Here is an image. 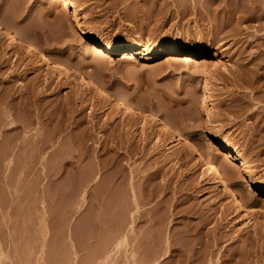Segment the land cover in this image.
Listing matches in <instances>:
<instances>
[{
	"label": "rangeland",
	"instance_id": "rangeland-1",
	"mask_svg": "<svg viewBox=\"0 0 264 264\" xmlns=\"http://www.w3.org/2000/svg\"><path fill=\"white\" fill-rule=\"evenodd\" d=\"M0 22L33 52L0 35V264H172L181 244L264 264V0H0ZM175 51L187 61L167 63ZM211 159L235 187L207 176Z\"/></svg>",
	"mask_w": 264,
	"mask_h": 264
},
{
	"label": "bare ground",
	"instance_id": "bare-ground-1",
	"mask_svg": "<svg viewBox=\"0 0 264 264\" xmlns=\"http://www.w3.org/2000/svg\"><path fill=\"white\" fill-rule=\"evenodd\" d=\"M55 1H59V2H63L64 3V5H66L67 6V4L68 3H70L71 2V0H55ZM0 35H5V36H7V37H9L12 41H13V43H14V45H16L15 46V48L17 47V52H14V54H19V53H23V54H25V55H31V53H33L31 50H30V48H29V46H28V44H27V40L25 39V36H24V34H22L19 30H16L15 28H12V27H9V26H7V25H5L3 22H0ZM140 45H141V43H137V44H130L129 46H127V48L125 49V51L123 52V58H132L135 54H138V52L136 51V48L137 47H140ZM50 46H48V47H46V45L44 46V47H42L41 49H42V51H45V53L47 52L48 54H50L49 56L50 57H52V60H54V61H57V62H59L60 64L62 63L63 65H65L66 67H67V69H68V71H69V73H71V74H79V75H81V77H83V79L85 78H87V79H89V80H93V81H97L96 83H98L99 84V86H101V88H103L104 89V91H105V93H108L109 95H111L112 97H114L115 99H117V101H119L121 104H123L124 106H126V108H129L131 111H134V112H143V113H150L149 115H150V117L151 118H153V120L155 121V122H163L164 123V125L166 124V125H169L170 127L172 126L175 130H176V127H175V125L172 123V121L171 120H169L168 118L166 119L165 117H163L162 115H161V113H158L157 111H154V110H144L143 108H141V106H140V104H138L137 103V101H134L130 96H128L127 94H125V93H123L122 91H119V90H117V89H115L114 87H112V85L110 84V83H108L107 81H105V79H102V78H100L99 77V74H98V72L95 70V69H93V68H86L84 65H76V64H74L72 61H70V59L68 60V59H65V58H63V56H62V58L59 56V55H56L53 51L54 50H52L51 49V47L49 48ZM104 50H102L100 47H97V46H93V47H90L89 49H88V54L89 55H94V56H100V55H103L104 54V52H103ZM178 51H180V50H178ZM176 52V51H175ZM8 55V54H7ZM9 57V56H8ZM187 58L188 57H186V56H184L183 54H180L179 52H176V54H173L172 55V57H170L167 61V63H169V64H177V63H179V62H181V61H187ZM9 59V58H8ZM188 60H190V58L188 59ZM196 63V62H195ZM197 64V63H196ZM195 65V64H194ZM199 65V63L196 65V66H198ZM226 70V69H225ZM241 70V69H240ZM239 71V70H238ZM55 72V71H54ZM228 72V71H227ZM52 73V72H51ZM67 73V72H66ZM69 73H67V74H69ZM57 74V73H56ZM66 74V75H67ZM65 75V74H64ZM70 75V74H69ZM68 75V76H69ZM230 75V74H229ZM64 77L65 76H63L62 75V73L60 74V72H58V74L56 75V78H57V80H58V82H55L56 84H57V87H59L62 83L64 84V82H63V80H65L64 79ZM70 77V76H69ZM54 78L55 77H52V78H50L51 80L53 79V81H57V80H54ZM55 78V79H56ZM47 80V84H46V86L45 87H47L46 88V91L48 90V89H50L49 88V85H51L52 84V82L53 81H51V80ZM46 81V80H45ZM67 81V80H66ZM45 83V82H44ZM56 84H55V87H56ZM63 84H62V86H63ZM89 86V85H88ZM61 87V86H60ZM59 87V88H60ZM59 88H57V89H59ZM45 89V88H44ZM54 89H56V88H54ZM45 91V90H44ZM57 93H59L58 91H57ZM25 92L22 90L21 91V94L20 95H18L17 96V99L18 98H20V97H22L21 98V100L19 101V102H21V104L23 103V104H25V105H27L28 106V104H29V102H31L32 100H31V96H30V100H29V98H27V96H25ZM25 96V97H24ZM36 96H38V94L36 95ZM35 98V97H34ZM20 104V103H19ZM1 105V104H0ZM21 106H23V105H21ZM27 106H25V107H27ZM24 107V108H25ZM30 108V107H29ZM148 111V112H147ZM133 112V114H135ZM131 114V113H130ZM137 115V114H136ZM139 115H141V114H139ZM148 115V116H149ZM131 116V115H130ZM134 116V115H133ZM133 116H132V118H133ZM142 116V115H141ZM140 116V117H141ZM144 116V115H143ZM142 116V118H144ZM146 116H147V114H146ZM145 116V117H146ZM139 117V116H138ZM30 118V117H29ZM131 118V117H130ZM137 118V117H136ZM136 118L134 119L133 118V120H136ZM12 119V118H11ZM26 119V118H25ZM146 119H147V117H146ZM14 120V119H13ZM32 121V120H31ZM31 121H25V122H28V123H30ZM9 123H14L12 120L10 121V119H9V121H8ZM17 122V121H16ZM15 122V123H16ZM23 122H24V120H23ZM23 122H21V124H24ZM162 123V124H163ZM20 124V123H19ZM25 124H27V123H25ZM25 124L23 125V126H25ZM160 124V123H159ZM12 125H14V124H12ZM167 129V128H166ZM40 140V139H39ZM130 146V145H129ZM129 149H131V147L129 148ZM208 155V154H207ZM209 156V155H208ZM224 158L226 157L227 158V156L226 155H224L223 156ZM206 169H205V172L207 173V176L210 178V179H213V178H216V177H218V178H220L221 180H223L224 182H225V184H227L228 186H231V187H235V183L232 181V176L228 173V171L224 168V167H222L221 165H216L215 163H214V161H213V159H211L210 160V166H208V167H205ZM217 181V180H216ZM155 194V193H154ZM233 194L236 196V197H239V200L243 203V205H244V207L245 208H247V207H249V205L247 204V202H246V200L244 199V196H243V194H242V192L240 191V190H238V189H236V188H234V192H233ZM154 197V195H151V194H149L148 196H147V198H148V201L150 200V199H153V197ZM137 201V200H136ZM138 202V201H137ZM162 202V201H161ZM159 204L161 205V203L159 202ZM139 205V204H138ZM189 207V206H188ZM190 207H192V206H190ZM190 207H189V209H190ZM140 208V207H139ZM183 209V208H182ZM186 208L184 207V209L183 210H180V211H176V214H178V213H180V212H187V210L190 212V210L187 208L186 210H185ZM194 209V207L191 209V211ZM232 209V208H231ZM195 210V209H194ZM246 210V209H245ZM227 211H230L227 207H225L224 208V210L222 211L223 212V215H225L226 213H227ZM234 211V210H233ZM166 212V211H165ZM168 212V211H167ZM189 212H187V213H189ZM164 213V212H163ZM163 213H162V215L160 216V217H158L159 219H157L158 221H164V215H163ZM193 213V212H192ZM195 213V212H194ZM232 213V212H231ZM246 213H248V212H246ZM245 213V214H246ZM141 215H143V214H141ZM141 215H140V217H141ZM249 215V214H248ZM166 216V215H165ZM136 217V216H135ZM139 217V218H140ZM150 217H153V216H150ZM223 217V216H222ZM138 218V217H137ZM136 218V219H137ZM142 218V217H141ZM149 218V217H148ZM143 219V220H142ZM142 219H140V220H138V221H144V218H142ZM146 219H147V217H146ZM150 219V218H149ZM154 218H152V220H153ZM156 219V218H155ZM151 220V219H150ZM135 221V220H134ZM148 221V220H147ZM201 221H210V217L208 216V217H206V218H204V217H201ZM155 238V237H154ZM150 240L149 241H151V238H149ZM153 241V240H152ZM151 241V243L153 244V242ZM123 243V242H122ZM157 243V242H156ZM194 243V242H193ZM192 243V244H193ZM195 244V243H194ZM210 245V244H209ZM138 246V245H137ZM150 246H151V244H150ZM178 246V245H177ZM176 246V247H177ZM208 246V245H207ZM206 246V248H204V247H196L195 246V248H194V245H182L181 244V246H179V247H177V248H175L174 250H172L170 253H167V255H166V257H164V259L166 260V259H168L169 261H171V262H173L174 264H196V263H198V264H206V258H208L207 257V254H208V252H210L211 250H209V248ZM153 247V246H152ZM159 248V247H158ZM167 248V247H166ZM204 248V249H203ZM138 249V248H137ZM154 249V248H153ZM165 249V248H164ZM170 249V248H169ZM172 249V248H171ZM143 250V249H142ZM162 250V249H161ZM138 251L140 252V250L138 249ZM137 251V252H138ZM138 252V253H139ZM155 254H156V252H154ZM160 253H161V251H160ZM164 253V252H163ZM166 253V252H165ZM154 254V255H155ZM140 256V255H139ZM158 258H159V256H158ZM152 259H154L153 257H152ZM163 259V260H164ZM150 260V259H149ZM162 260V261H163ZM167 260V261H168ZM139 261V260H138ZM140 261H142L141 259H140ZM145 261V260H144ZM147 261V260H146ZM198 261V262H197ZM149 262V261H148ZM210 262V261H209ZM141 262H139V264H140ZM155 263H157V262H155ZM172 263V264H173ZM158 264V263H157ZM211 264V263H210ZM245 264H247V263H245Z\"/></svg>",
	"mask_w": 264,
	"mask_h": 264
}]
</instances>
